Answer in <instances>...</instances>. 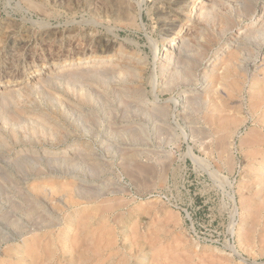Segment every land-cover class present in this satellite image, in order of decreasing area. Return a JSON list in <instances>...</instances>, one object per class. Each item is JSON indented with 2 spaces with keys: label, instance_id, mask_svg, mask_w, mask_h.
Listing matches in <instances>:
<instances>
[{
  "label": "rangeland",
  "instance_id": "rangeland-1",
  "mask_svg": "<svg viewBox=\"0 0 264 264\" xmlns=\"http://www.w3.org/2000/svg\"><path fill=\"white\" fill-rule=\"evenodd\" d=\"M0 264H264V0H0Z\"/></svg>",
  "mask_w": 264,
  "mask_h": 264
},
{
  "label": "bare ground",
  "instance_id": "bare-ground-1",
  "mask_svg": "<svg viewBox=\"0 0 264 264\" xmlns=\"http://www.w3.org/2000/svg\"><path fill=\"white\" fill-rule=\"evenodd\" d=\"M247 1V0H246ZM246 5V4H245ZM80 64V63H79Z\"/></svg>",
  "mask_w": 264,
  "mask_h": 264
}]
</instances>
